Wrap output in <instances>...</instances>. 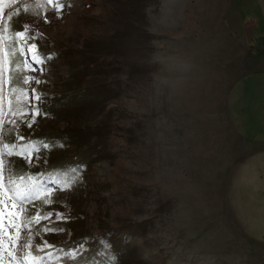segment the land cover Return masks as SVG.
<instances>
[{
    "label": "rangeland",
    "instance_id": "1",
    "mask_svg": "<svg viewBox=\"0 0 264 264\" xmlns=\"http://www.w3.org/2000/svg\"><path fill=\"white\" fill-rule=\"evenodd\" d=\"M40 3L0 4L12 29L0 31V152L9 130L28 139L3 158L40 181L21 216L4 173L0 208L16 215L21 252L51 248L42 264L86 247L85 264H264V0H65L60 15ZM24 23L43 38H14ZM6 42L23 59L15 93ZM33 89L45 98L28 127ZM73 168V187L57 183Z\"/></svg>",
    "mask_w": 264,
    "mask_h": 264
},
{
    "label": "snow or ice",
    "instance_id": "2",
    "mask_svg": "<svg viewBox=\"0 0 264 264\" xmlns=\"http://www.w3.org/2000/svg\"><path fill=\"white\" fill-rule=\"evenodd\" d=\"M5 0H0V4H3ZM45 3L52 5V8L50 11L53 14L60 15L62 14L63 9L68 7V5L65 3V0H44ZM12 3H16V0H12ZM44 5L40 3V0H36V8H42ZM30 11L29 8H25L24 12L28 13ZM33 15H38V12H33ZM17 16H20L21 13L19 10L17 11ZM9 22L12 21L13 17L9 16L8 17ZM47 22V20H45ZM11 27L9 28H3L0 26V31H11ZM13 36L15 37H20L24 38L23 42L24 44H27L29 41H35L37 39H42L43 36L37 35L32 27L29 26L28 23L21 24L19 26V30H15L13 32ZM3 37H0L2 39ZM37 44L36 43H31V45L28 48V51H33L34 49H37ZM24 49L21 48V51ZM12 56V53L9 52V57ZM33 61L39 65L44 62L45 57L39 55L38 53H34L32 57ZM11 63V59L9 60ZM27 64V61L24 62ZM31 67L30 65H28ZM37 69H33V71H36ZM24 83L25 84H34V83H40L39 80H37L35 77L31 78L29 80L28 78H24ZM44 95L43 94H38L35 92V90H32V96L29 99V107L28 111L24 112L23 115L26 117V119H22L19 121V123H24L28 124V127H32V124H29V120H34L37 115L41 114V109H42V101L44 100ZM0 123H2V114H0ZM18 126V125H17ZM13 140L16 139V137H12ZM21 140L25 139L23 136L20 137ZM32 145L26 144V145H21L19 146L20 152H23L26 148L31 147ZM4 149H9L8 144L3 145ZM18 145L13 143L11 145V148H17ZM44 148H48L49 145L44 144ZM16 156L17 158L19 157V153H14L11 150H7L4 152H0V205H4L6 200H5V195H4V188L5 184L2 182L4 179V173L7 167V171L9 173L7 177V192L10 194L7 197V200L12 203V208L15 209L16 213L22 214L26 211L25 204L26 202L32 201L36 198L38 195V189L35 187H30L25 185L22 181L24 180L23 176H17L15 172L12 171V164L13 161H5L4 156L7 157H13ZM72 177L70 179H66L63 181H57V183L63 184L65 188H70L75 185L79 181V175L78 173L80 172L79 168H73L72 170ZM15 177V178H13ZM28 179H31L30 177ZM18 181H20L18 183ZM51 191V190H49ZM45 202L46 203H51L52 201L47 200V197H45ZM51 215V213H49ZM19 227H24V222L23 220L21 221V224ZM17 225H16V215L13 213H5L3 208H0V264H3V257L5 255L8 256L9 260H15L16 264H42L44 261L43 256H35L33 253H29L28 255H24L21 252V249L30 247V245L23 244L19 241V236L14 235V231L16 230ZM8 229H12L13 231H8ZM45 231H52L51 229H45ZM5 243L8 244V248H5ZM105 253L106 255H110L108 253V244L106 243L104 246ZM43 248H35V251H43ZM47 255L51 256V253H47ZM101 264H113L111 259L109 258L107 262L101 261Z\"/></svg>",
    "mask_w": 264,
    "mask_h": 264
},
{
    "label": "trees",
    "instance_id": "3",
    "mask_svg": "<svg viewBox=\"0 0 264 264\" xmlns=\"http://www.w3.org/2000/svg\"><path fill=\"white\" fill-rule=\"evenodd\" d=\"M5 40L7 39V35L5 34V36L3 37ZM5 51H6V55L8 56V71H9V75H8V78H9V82H10V90L11 92L10 93H15L17 92L21 85H22V70H23V59H22V56L15 52L13 53L12 50H11V44L10 42H6L5 43ZM9 52L12 53V56L9 57ZM11 59V63L9 62V60ZM98 62L97 59L95 60H91L90 63L92 64H96ZM12 137H14V131L12 130H9L7 134H5L3 140V144H8L9 145V149L8 150H11V151H15V150H18L20 151V148L19 146L21 145H26L28 144L29 140L28 139H23V140H13ZM15 143L16 145H18L17 148H11V145ZM13 161V164H12V171L16 173L17 176H23L24 177V180L22 181L25 185L27 186H30V187H35L37 189V185L40 183V181L38 182H35L37 180H32L34 176H31L30 175V172L28 171L27 167L18 162V161H15V160H12ZM51 171L50 170H47L45 172V176H50L51 175ZM9 175V173H8ZM31 178V179H28V178ZM15 178V177H13ZM20 181H18L19 183ZM51 248H47V249H44L43 251H37V254L39 256H43L44 254H46L48 251H50ZM88 247H86L83 251L80 252V254H78L77 256L75 257H70L69 255H67L63 261H61V264H83L84 262L82 261V257L83 256H86L88 255ZM34 254V253H33ZM36 256V253L34 254ZM85 264V263H84ZM94 264V263H93Z\"/></svg>",
    "mask_w": 264,
    "mask_h": 264
},
{
    "label": "crops",
    "instance_id": "4",
    "mask_svg": "<svg viewBox=\"0 0 264 264\" xmlns=\"http://www.w3.org/2000/svg\"><path fill=\"white\" fill-rule=\"evenodd\" d=\"M259 140H264V137H259Z\"/></svg>",
    "mask_w": 264,
    "mask_h": 264
}]
</instances>
